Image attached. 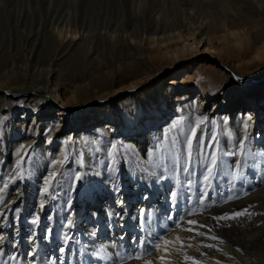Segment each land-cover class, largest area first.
<instances>
[{"label":"bare ground","instance_id":"1","mask_svg":"<svg viewBox=\"0 0 264 264\" xmlns=\"http://www.w3.org/2000/svg\"><path fill=\"white\" fill-rule=\"evenodd\" d=\"M214 1L218 3L215 10L207 12L200 8V14L195 9V7H200L199 1L161 0L162 3L160 4V8L156 10V15L152 16L149 24H144V20L138 22L136 17L143 15V11L148 5V0H136L138 10L133 13L136 19L132 17L133 20L128 23L110 22L95 29L86 28L84 24L80 26L61 24L60 28L56 26L54 28L56 40H58V46L63 48L64 51L77 44L78 41L81 43L87 37L88 39L98 38L108 45L118 48L119 55L116 56L118 58L107 67L97 65L96 68L89 67V71L87 68H82L78 77L69 75V77L66 76L65 79H62L57 69L60 65L59 58L57 60L55 58L49 64L48 69L40 72L35 71L33 74L27 75L21 81L22 84L20 86L10 80V78L6 80L0 78V101H3V99L8 100L9 96L14 99L20 98L19 101L15 102L14 100L12 103L30 106L36 111L32 116L27 112L17 111L14 115V122L2 119L3 125H0V165L8 163L10 160H12L13 164L23 152L33 150L37 146L40 151L57 150V153H55L56 157H62L63 150L65 149L63 145L68 141H72L73 147L79 149L78 151L81 152L82 157L81 160L85 164L88 162L87 153L82 151L86 148L85 142L89 133L87 131L89 129L87 128L90 124H96L94 132L101 135L102 140L106 136L113 144H121L124 148L130 149L138 158L145 152L147 153V157H149L151 145L154 142L152 137L154 132H149L150 129L153 128V131L157 133L162 132L166 128V122L175 114L178 115L181 109H183L182 112L184 113L190 112L194 114L191 120L192 126H196V121L200 120L214 134L220 131L227 139H231V134H234L231 140L234 139L235 142L241 135L240 121L244 117L250 116L251 119L246 121L249 125L248 131L250 134L253 128L259 126L258 121L260 117L254 112L255 106L252 108L249 105H244L239 109L240 112L237 113L233 109H227L225 101L218 99V103L212 104V111L204 115L201 109L204 101L209 99L205 88L199 90L198 96H189V94L193 93L191 91L185 92L186 94L182 95V97L180 94L170 95L171 91L179 85L188 86L194 83L196 79L199 80L201 73L208 79L205 83L209 84L211 81L212 87L217 88V90L220 88L227 90L229 87L237 84L235 83L237 81H250V87L244 89L242 92L239 89H235V92L232 91V95L244 96L246 98L249 96L250 98L248 99L252 103L256 102L257 104L258 97L264 94V86L259 87L258 85L264 80V0ZM203 54L214 60L212 68L201 70L199 64L194 63L190 66L188 65L186 69L179 71V68H182L180 65H182L183 58L189 60ZM81 62L83 65L87 64L83 59ZM169 70H174V72L173 78L167 84L166 75L169 73ZM42 74L45 77L44 81H39V77ZM157 77L161 78L155 80ZM96 79L110 80V82L108 85H102L100 89L89 88ZM143 84H146L145 88L136 90ZM165 85L167 87L166 92ZM187 89L190 90V88ZM125 91H129L130 93L128 95L117 94ZM38 94H47L48 99H38ZM257 94L259 95L257 96ZM29 97L31 98L29 99ZM201 97L203 98L202 100ZM190 98H194V101L187 102ZM198 99L200 101L196 103ZM9 100L8 102H10ZM54 103H59L63 110L69 112L75 109L76 111L83 110L81 112L83 113V119L86 116L94 117L97 123L95 121L90 123L88 119L82 120V124L80 125L69 123L71 131L69 135L65 138L59 137L57 131L62 127L61 122L63 121L64 113L63 111H58L56 117H60V119L58 118V121L53 120L52 124L48 123V128L53 126V130H48V128L43 130L47 121L51 119L48 116V110L52 108L51 106ZM118 106H122V111H117ZM104 114L107 115V118L102 120ZM77 116H80V114ZM223 117L228 121L227 124H221ZM176 120V117L172 118L171 123L176 124ZM54 123L56 124L55 126L53 125ZM17 124L18 129L16 127ZM261 124L263 129L260 133L263 131L261 135L263 140L261 143H257L258 152H264V123ZM108 125H113L111 132L105 130ZM163 126L164 128H161ZM48 132L49 135H47ZM110 133L117 134L119 140H112L114 134L110 135ZM98 143L100 142L98 141ZM250 146V142L248 141L247 148ZM229 147V144L225 145V148L228 149ZM117 152L114 151L115 154ZM45 154L48 155L47 153ZM120 156H122V153H120ZM261 159H264V156H261ZM144 167L151 170L148 163H144ZM128 179V184L130 183V185L125 190L120 189V194L126 201V206L123 209L126 220L127 216L135 214L140 206L145 207L146 212L153 209V213L157 219L162 215L167 217L168 207L163 206L165 202H157L156 197L152 196L147 190L142 191V194H148L150 199H139L140 191H137L135 187L136 183L129 174L124 172L120 181ZM129 186L134 187L135 190L129 191ZM17 187L21 191V187L18 185ZM119 188H121V185H119ZM155 194L161 195L162 191L155 190ZM28 195L26 204L20 203L21 219L15 230V239L18 241V244L23 242L26 253L32 247L27 239L31 228L23 220L30 218L32 210L41 216L39 208L30 209L28 201L33 202L35 196H32L30 192ZM105 196L106 198L99 195L96 200L91 199L81 206H78V200L77 205L74 207L73 216L76 217L75 222L76 227H78L75 228L76 232L73 235L77 244L85 247L83 251H89L86 246H82L84 244L92 249H94L93 245L98 243H108L111 245V240L115 238L116 233L122 230L119 226H116L109 232L106 230V224L101 229L100 220H106V212L120 211L116 205L115 196L108 197L106 194ZM9 197L13 199L12 206L20 198L16 196V189L12 190V194ZM133 205H136L135 210H132ZM32 206L34 204H31ZM93 211L99 214V218L92 217L91 213ZM84 219L92 220V222L83 226L81 222L83 223ZM172 220H175V212H173ZM21 223L25 230L20 227ZM48 223L47 225H49ZM8 232L11 233L12 229ZM89 232L97 233L94 244L88 243L86 240L82 242L80 239ZM41 234H43L42 227L37 230L36 236ZM137 235L134 231L132 236L137 237ZM117 239L119 240V238ZM166 239L170 241V244L173 243L175 247L169 248L170 245H168L169 247L167 246V251L165 252V246L161 243L160 250L154 251L152 256L148 257L147 260L152 261V264L155 262L172 264L169 261H165V259L162 261L155 256V254L159 253L168 258L173 257L178 261L177 264H187L183 256V254L185 255L183 247L186 246L184 239L180 238L177 241L172 240L171 237H166ZM120 242L123 243L124 247H128L129 249L134 250L133 248H136L135 245L128 244L127 236L124 241ZM0 244L6 245L5 241H0ZM62 245L64 243L57 236L53 239V243L47 240L36 241V248L40 247L41 252L45 253L48 259L60 256L59 248ZM65 246L67 247V245ZM15 250L8 247V251L10 252H14ZM107 251L110 253L108 261L118 264L115 249L109 247ZM80 255L84 257L82 253ZM217 255L219 254L215 256ZM28 259L31 260V258ZM63 259L68 263L71 262L69 251ZM86 260L89 264L93 263L90 259ZM145 260L137 261L133 259L127 264H145ZM250 264H255V262L250 261Z\"/></svg>","mask_w":264,"mask_h":264},{"label":"rangeland","instance_id":"2","mask_svg":"<svg viewBox=\"0 0 264 264\" xmlns=\"http://www.w3.org/2000/svg\"><path fill=\"white\" fill-rule=\"evenodd\" d=\"M198 1L200 2V7H195V9L199 13L200 8L207 12H211L215 10L218 5L214 0H196V2ZM161 3V0H148V5L144 9L143 15H138L136 17L133 15V13L138 10L136 0H0V78L4 80L10 78V80L20 86V84H22L21 81L27 75L33 74L35 71L40 72L48 69L49 64H51L55 58L56 60L59 58L60 65L57 69L62 79H65L66 76L69 77V75L78 77L82 68H87L89 71V67L96 68L97 65L107 67L108 65L113 64V61L118 58L116 57L119 55L118 48L108 45L101 39H88L87 37L86 39H83L81 43L78 41L77 44H74L64 51L63 48L58 46V40H56L57 38L55 36L54 28H56V26L57 28H60L61 24L78 26L84 24L86 28L95 29L97 27H102L104 24H109L110 22L128 23L135 17L138 22L144 20V24H149L152 16L156 15V10L160 8ZM82 59L85 60L87 63L86 65L82 64ZM184 60L185 58L182 60V65H180L182 68H179V71L186 69L188 65L190 66L194 63L199 64L201 70H206L207 68H212L214 62V60L208 58L206 54L199 55L195 58L193 57L189 60ZM173 72L174 70H169V73L166 75L167 84H169L170 80L173 78ZM197 72H199V70H197ZM200 77L199 80L196 79L194 83L188 86L179 85L176 88L173 86L175 89L171 91L170 95L174 96L180 94L182 97V95L191 91L193 93H191V95L189 94V96H198L199 90L205 88V91L208 93L207 95H209V99L204 101V105L201 109L204 115L212 111V104L218 103V99L225 101V107L227 109H233L237 113L240 112L239 109L244 105H249L252 108L255 106L254 112L260 117L258 121L259 126L253 128L252 131H250V135L259 134L261 137L263 134V131L260 133L263 129L261 123H264V94L258 97L257 104L256 102L252 103L248 99L250 98L249 96L246 98L244 96L232 95V91L235 92V89H239L242 92L244 89L250 87V81L238 82L235 80L237 81L235 82L237 84H234L227 90L225 88L217 90V88L212 87L211 81L209 84L205 83L208 79L203 73H201ZM39 78V81H44V74ZM159 78L161 77H157L155 80ZM109 82L110 80L96 79L89 88L100 89L102 85H108ZM258 85L259 87H263L264 80ZM145 86L146 84L140 85L136 90H141L145 88ZM187 88H190V90ZM166 90L167 87L165 85V92ZM129 93V91H125L117 94L128 95ZM258 95L259 94H257V96ZM38 96V99H48L47 94H38ZM12 98L13 97L11 96L8 97L10 102L6 99L0 101V113L6 112V115H0V125H3L2 119H4V121L14 122V115L17 111L27 112L31 116L36 112L34 108L30 106L12 103L14 100L15 102L20 100V98H13L12 100ZM30 98L31 97H29V99ZM202 99L203 98L201 97V100ZM192 101H194V98L188 99L187 102ZM199 101L200 99H198L196 103ZM51 107L52 108L48 110V116H50L51 119L47 121L43 130L48 128V123L52 124L53 120L58 121V118L60 119V117H56V114L58 111H63L64 116L63 121L61 122L62 127L57 131L59 137L65 138L69 135L71 132L69 123L80 125L82 124V120L85 119H88L90 123L94 121L97 123L94 117L86 116L83 119V113H81L83 110L76 111L75 109L72 110V112H69L63 110L59 103H54ZM182 110L183 109H181L179 114L177 113L178 115L175 114L172 117L173 119L175 117L177 118L176 127H171L174 123H171L172 118H170L165 124L166 128L162 131L168 132L171 137L175 139H183L180 135L181 131L187 135L190 128L195 127L191 125V120L192 117H194V114H191L190 112L184 113ZM117 111H122V106H118ZM78 114H80V116H77ZM222 115H224V113H222ZM103 116L102 120L107 118V115L104 114ZM123 116L125 115L123 114ZM223 120L226 119L223 117ZM55 123L53 124L54 126L56 125ZM95 125L96 124H90L87 128L89 129L87 130L89 133L85 142L86 148L82 151L87 153L88 162L85 164H83L81 160L82 157L81 152L78 151L79 149L73 147L72 141H68L63 145L65 149L63 150L62 157L60 156L61 159L55 155L57 150H49L51 152L48 150L40 151L37 146L34 147L33 150L23 152L13 164L12 160H10L8 163L0 165V199L7 201L12 194V190L16 189L17 185L21 187L23 193L22 197L18 200H22L23 204H26V198L29 196V192L32 193V196H35V200H33V202L28 201L30 209L39 208L38 204L40 202H43L46 206L43 211H41L40 208L38 209L41 211L42 219L40 223L43 226V224L47 225L49 222L46 217L49 215V210L53 208L54 204L56 205L57 210H59L64 202L71 198L73 201L71 208L74 214V207L77 205L78 200V206H81L82 204L89 202L91 199L96 200L99 195L104 196L105 198V194L108 195V197H114L112 189L119 188V185H121V188L119 189L125 190V188L130 185V183L128 184L129 179L122 182L120 181L125 172L134 179V182L136 183L135 187L137 191H140L138 196L139 199L142 191L147 190L152 196L156 197L157 202H165L163 206L168 207L169 209V205L166 201L169 189L176 185V190L181 191L179 183L187 178L183 175H171L170 179L165 180L163 186L153 184V171L156 175H159L162 169H153L151 162L155 161L164 151V148L168 146L163 142L162 132L157 133L156 131H153V128L150 129L149 132H154L152 135L154 142L151 145L149 157L144 153L138 158L130 149L124 148L123 145L117 143L113 144L108 137L104 136V140H102L101 135L95 134L94 132ZM16 127L18 129V124ZM108 127L105 130L111 132L113 125H108ZM161 128H164V126ZM202 129H208L203 122H201L199 129H197V135H199L200 130ZM48 130L52 131L53 126L48 128ZM111 134L114 133H110V135ZM215 134L218 136L222 148H225L226 144L230 145L228 149L235 148V141L234 139L231 140L234 137V134H231V139H227V137L220 131L215 132ZM47 135H49V132ZM112 140H119L117 134L113 135ZM262 140L263 137L249 140L251 146L248 147V150H250V153L258 152L257 143H261ZM98 141L100 143H98ZM205 142H207L206 136ZM254 142H256V144H254ZM182 149L183 145L178 144L177 150L181 151ZM114 151L118 152L115 154ZM120 153H122V156H120ZM217 154H219V149L217 150ZM65 157H67V160H65ZM241 158L243 159L242 154ZM57 159L62 161V164L55 165L53 168V162ZM226 159L228 158L226 157ZM17 162L21 164L20 171L24 173V181H19V172H17L14 167ZM110 162L115 165L117 171H112L111 168L106 170V165H109ZM144 163L150 164L152 171L145 168ZM165 163H167V159H165ZM228 163L231 164L232 160L228 159ZM250 163L251 160L249 158L248 163H246L242 169L234 173L238 177L236 180H232L230 177L222 175L210 190L209 197L200 204H197L198 185L195 182L198 177L194 178L192 185V199L190 202H186L185 199L181 198L178 207L174 210L175 220H171L170 222V220L164 215L157 219L153 213V209H151L149 211L152 212L153 223L151 225L146 224L143 231L139 229L133 230L131 227L132 221L126 220L125 227L121 228L123 231L121 230L117 233L126 231L128 235L132 236L135 231V233L138 234L137 237L144 240L145 247H149L151 241L157 239V237H163V239L171 237L174 241H177V237H179V239L183 238L186 243V246L183 247L185 250V255L183 254V256L193 257L198 261V264H216V260L220 261V264H250V261L255 262V264H264V159H261V156L257 157L254 170L249 168L248 164ZM51 170L57 171L56 180H59V186L57 187V185L53 183L49 192V195H51V193L55 191V200L49 199L48 197L41 198L39 195L42 177ZM78 172L82 175V180L74 181L73 177H75ZM97 173H99V175H97ZM113 180H115V183H113ZM146 185L149 187L146 188ZM73 188L78 189V191L74 190L70 192L69 189ZM132 189L135 190L134 187L129 186L128 190L131 191ZM155 190H161L162 194L156 195ZM164 192L166 193L165 195ZM31 204H34V206L31 207ZM15 206L16 203L13 207ZM135 208L136 205H133L132 210H135ZM245 209L247 211H244ZM238 211L244 212V214L235 219H226L223 221H214L211 219V216H218L226 213L234 214ZM34 212L35 211L32 210V214ZM190 212L191 214H189ZM52 214L53 220L48 224L53 228L54 234L45 239L46 234L43 230V234L36 236V241L41 242L42 240H47L48 242L53 243V239L57 236L60 241L65 244L60 225V217L57 216L55 212ZM61 215H66V213H61ZM72 218L75 220L76 217L72 216ZM95 218H99V214H97ZM177 220H180L181 226L179 228L175 226ZM187 220L197 221L198 224H205L206 227L197 228L196 225H189ZM23 221H25V224L30 228L33 227L30 225L29 218L24 219ZM100 221L102 229L107 221ZM90 222H92V220L84 219L81 224L84 226L90 224ZM22 225L23 224L21 223L20 227L25 230ZM77 227L75 222L74 228L64 229L63 231H67L70 235H73L75 234V228ZM187 228H195L199 232H205L206 235L200 236L196 234V231H185L184 229ZM208 228L212 229V231L208 232ZM149 229H151V231H149ZM174 229H176L175 233ZM7 230L10 231L11 229L9 228ZM207 236H215L217 239H208ZM117 238L118 236L115 235V238L112 239L116 240V243H112L111 245L108 243V245L98 243L93 245L94 249L86 244L82 245L89 249L87 252L83 251L85 247H81L77 244L76 239L71 241L67 244L68 249H70L71 262H66V264H89L86 259L93 261L89 253H91L92 256L97 257L100 264H115V262L108 261L110 253L107 251V248L113 247L115 249L116 259L118 261L121 257L133 251L128 247H124L123 243ZM80 239L82 242L86 240L88 243H93L89 240L88 234H85L84 237H81ZM221 240L223 243L220 242ZM189 244L192 246L188 247ZM204 244H212L214 247L206 248L203 247ZM18 245L20 264H31L30 259L25 260L24 258L26 249L23 242H20ZM169 245V248L175 247L173 243H169ZM4 248L8 253H12L8 251L7 245H5ZM217 249H219V251ZM37 250L38 255L36 256L37 259H35V264H53V260L57 256L48 259L45 253L41 252L40 247ZM141 251H143V249H141ZM80 253H82L84 257H81ZM213 254L219 255H217V257ZM150 256L152 255L142 257L137 261L147 260ZM155 256L158 258L163 256L165 261H169L172 264L178 263L173 257L168 258L159 253L155 254ZM131 260L133 259H129L127 263H130ZM186 263L191 264V261L188 260ZM0 264H7V262L0 260ZM13 264H16V262H13ZM92 264H95V262L93 261ZM153 264L162 263L155 262Z\"/></svg>","mask_w":264,"mask_h":264},{"label":"snow or ice","instance_id":"3","mask_svg":"<svg viewBox=\"0 0 264 264\" xmlns=\"http://www.w3.org/2000/svg\"><path fill=\"white\" fill-rule=\"evenodd\" d=\"M0 115H6L5 113H0ZM250 116L244 117L240 121V129L241 135L237 138L235 142V148L227 149L221 147V142L216 134H214L211 129H202L200 130L199 135H197V129H199L201 121H196V126L190 128V131L187 135L181 131L180 135L183 139H175L172 138L168 132H162V139L165 144L168 146L164 148V151L159 155V157L151 162L153 169H162L159 175L153 171V184H159L163 186V183L166 179H170L171 175H183L187 179L180 181L179 188L181 191L176 190V185L169 189L166 201L169 205V209L167 212V219H173V212L176 207H178L181 198L185 199L186 202H190L192 199V185L193 179L198 177L195 180L196 184L198 185V196H197V204L203 203L208 197L210 190L216 184L217 180L223 175L226 177H230L232 180H236L238 177L234 174L235 172L242 169L250 158L251 163L248 164L249 168L254 170L256 167V161L258 156H264V152H251L247 148V144L249 140L252 139H259L261 138L259 134L250 135L249 134V125L246 123L247 120H250ZM211 123V122H209ZM227 120H222L221 124H227ZM172 128L176 127V124L171 126ZM205 136L207 137V142H205ZM183 145V149L181 151L177 150V145ZM122 147V146H121ZM219 149V154H217V150ZM241 154L243 159L241 158ZM145 155L147 153L145 152ZM232 160V163H228V159ZM165 159H167V163H165ZM67 160V157H65ZM123 162V161H122ZM62 164V161L59 159L54 160L53 168L55 165ZM17 172H19V181H24L25 176L21 169V164L17 162L14 165ZM111 168L112 171H117L114 164L111 162L109 165H106V170ZM231 169V170H229ZM99 175V173H97ZM57 171L51 170L49 171L44 177H42V184L40 188V197H48L49 199L55 200L56 193L53 191L51 195H49L50 189L53 186V183L59 186V180H56ZM74 181H81L82 175L78 172L75 177H73ZM115 183V180H113ZM149 187L146 185V188ZM78 191V189H69V191ZM115 202L117 207L120 209L118 212H106V230L111 232V230L119 226L120 228L125 227V214H124V207L126 206V201L124 200L123 196L120 194L119 188L112 189ZM23 193L16 188V196L22 197ZM141 200H148L150 196L148 194H141ZM20 203L22 200L16 203V206L13 207V199L9 197L7 201L0 199V241H6L7 247L16 249V251L12 253H8L5 251L4 245L0 244V260L6 261L7 264H20V256L18 255V241L15 239L16 235V227L21 219L20 213ZM73 201L71 198L65 201L63 206L57 210L56 205H53V208L49 210V215L46 219L51 222L53 220V212L57 216L60 217V225L61 230L63 232V238L65 244L59 248L60 256H57L53 260V264H66V261L63 257L67 254L70 250L65 245L70 243L71 241L75 240L74 235H70L69 232L63 231L64 229H72L75 227V220L72 218V205ZM38 207L41 211L45 209V204L40 202ZM244 211H247L246 209ZM61 213H66V215H61ZM191 214V212L189 213ZM244 212H235L234 214H223L218 216H211V219L214 221H223L226 219H235L238 216L243 215ZM92 217L95 218L97 213L93 211L91 213ZM183 219V218H181ZM128 221H133L134 223L131 225L133 229H139L143 231L146 224L151 225L153 223V215L151 211H148L146 214V209L143 206L138 207L135 214H131L127 216ZM30 225L33 226L30 229V234L27 237L28 241L32 245L27 253H24V258L27 260L31 258V264H35L36 256L38 255V250L36 248V235L37 230L41 227L45 231V239L48 236L54 234L53 228L49 225H41V216L39 213L34 212L32 216L29 218ZM189 225H196L197 228H205V224H198L197 221L194 220H187ZM5 225L7 227H5ZM177 228L181 226L180 220L176 221ZM12 229V232L9 233L7 229ZM185 231L193 232L196 231L197 235L205 236V232H199L195 228H187L184 229ZM151 231V229H149ZM208 232H211L212 229L208 228ZM120 241H124L125 237L127 236L128 244L135 245L136 248L128 253L127 255L121 257L118 261V264H127L129 259L140 260L142 257L152 255L154 251H158L161 248V241L165 246L164 250L167 251V246L169 245L170 241L167 239H163V237H157V239L151 241L149 247H145V242L142 238L127 235V232H120L116 233ZM89 240L95 243V239L97 238L96 232H89L88 233ZM208 239H217L215 236H207ZM179 240V237H177ZM223 243V241H220ZM112 243H116V240H112ZM183 247V245H182ZM188 247H191L189 244ZM203 247L206 248H213L214 245L212 244H204ZM143 249V251H141ZM219 251V249H217ZM239 250V249H238ZM91 259L95 262V264H100L99 259L95 256H92L89 253ZM160 259L163 261L164 257L161 256ZM184 259L186 261L190 260L191 264H198V261L190 256H185ZM145 264H152V261L145 260ZM216 264H220V261H216Z\"/></svg>","mask_w":264,"mask_h":264},{"label":"built area","instance_id":"4","mask_svg":"<svg viewBox=\"0 0 264 264\" xmlns=\"http://www.w3.org/2000/svg\"><path fill=\"white\" fill-rule=\"evenodd\" d=\"M7 245V244H6Z\"/></svg>","mask_w":264,"mask_h":264}]
</instances>
